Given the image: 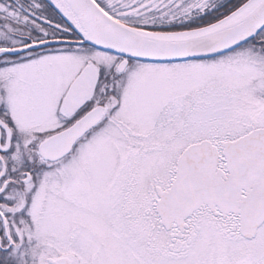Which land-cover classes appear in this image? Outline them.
Instances as JSON below:
<instances>
[{"label": "snow or ice", "instance_id": "obj_1", "mask_svg": "<svg viewBox=\"0 0 264 264\" xmlns=\"http://www.w3.org/2000/svg\"><path fill=\"white\" fill-rule=\"evenodd\" d=\"M0 264H264V0H0Z\"/></svg>", "mask_w": 264, "mask_h": 264}]
</instances>
